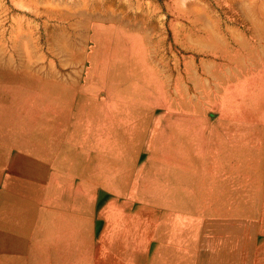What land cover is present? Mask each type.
Wrapping results in <instances>:
<instances>
[{
  "label": "rangeland",
  "instance_id": "obj_1",
  "mask_svg": "<svg viewBox=\"0 0 264 264\" xmlns=\"http://www.w3.org/2000/svg\"><path fill=\"white\" fill-rule=\"evenodd\" d=\"M248 43H264V0H0V70L6 72L8 85L22 83L21 72L48 73L59 69L60 62L70 61H63L66 55L93 53L97 60L88 63L136 76L137 101L179 100L188 104L189 100H195L205 106L214 103L217 110L211 107L208 116L225 118L231 115L229 107L233 99L224 77L231 82L232 75L245 74L253 66L249 59L238 62L223 57L238 51H232V44ZM210 51H217L220 58L210 62L204 71L200 62L210 56L200 52ZM75 63L78 67L73 64L65 69H82L86 64L81 60ZM214 71L224 76L216 93L194 89V79L209 84L208 75ZM146 86L150 94H146ZM244 94L245 87L240 86L236 96ZM236 111L240 118L246 116L245 109ZM261 127L263 130L247 134L249 144L239 154L202 152L173 164L169 162L173 158L165 161L138 156L133 163L136 172L131 174V180L137 177L138 186L132 193L136 202L130 198L129 187L123 190L130 172L123 170L128 166L121 160L116 164V180L111 183L115 187L111 190H85L81 178H91L93 174L69 171L74 178L67 174L62 182L73 184L74 192H87L95 200L103 198L106 203L100 211L105 216L87 221L68 219L73 216H54L51 220L41 216L36 221L23 216L22 211L9 212L3 228L12 234L10 240H24L15 241L13 248L24 247L25 253L18 254V260L11 254L5 264H152L167 258L155 242L160 238L155 215L177 212L185 216L181 229L189 248L192 244L189 233L196 224L193 216L246 217L213 218L201 223L214 229H231L238 235L233 239L238 240L240 230H246L250 259L252 256L255 259L256 240H263L264 235V126L258 128ZM108 159L112 161L105 158L106 162ZM170 164L186 167L185 175L190 177L186 180L191 182H184L185 187L177 189L146 187L151 185L146 181L152 175L146 169ZM30 167L33 168L27 162L23 167L27 171L9 175L17 182L22 193L18 198L25 206L45 194L46 184L50 182L48 173L29 171ZM92 179L96 186L109 184L104 179ZM157 184H161L160 180ZM113 190L123 192L117 194ZM54 192L59 201L83 200L68 188L57 187ZM4 193L13 194L10 190H0V196ZM134 209L137 220L108 216ZM139 215H146V219ZM34 230L39 234L35 245L27 242V235ZM22 231L24 238L16 236Z\"/></svg>",
  "mask_w": 264,
  "mask_h": 264
},
{
  "label": "crops",
  "instance_id": "obj_2",
  "mask_svg": "<svg viewBox=\"0 0 264 264\" xmlns=\"http://www.w3.org/2000/svg\"><path fill=\"white\" fill-rule=\"evenodd\" d=\"M231 47L232 51H238L223 58L238 62L249 59L252 70L232 75L231 82L222 75L223 80L216 71L209 73V84L195 79L193 81L194 89L209 94L216 93L217 86L224 81L233 99L229 107L232 109L231 115L225 118L208 116L211 107L217 110L214 103L213 106H205L195 100H189L191 102L188 104L179 100L164 103L137 101L136 76L105 69L99 63H88L97 60L93 53L66 55L63 61H70L67 64L60 62L59 69L48 73L45 70L19 71L23 82L14 85H8L4 75L6 72L0 70V173L6 174L0 176V190L13 192L12 196L5 193L0 196V264H5L11 254L18 260V254L25 253L24 247L19 250L13 248L15 241L24 240H10L12 234L3 228L9 212L18 214L22 211L23 216L36 221L41 216H48L49 220L54 216H73L68 219L84 221L94 218L99 220L100 216H105L100 211L101 205L106 203L103 198L95 200L87 192H74L73 184L62 182L67 174L74 178L69 171L93 174L91 178H81L84 183L81 187L85 190H111L115 187L111 183L116 180V164L121 160L128 166H124L123 170L130 172L129 181L123 184V190L129 187L130 198L136 202L137 198L132 193L138 186L137 177L131 180V174L136 172L133 163L138 156L148 159L159 157L165 161L173 158V161H169L173 164L186 157L201 155L202 152L207 155L235 151L236 154L242 153L249 144L247 134L257 133L263 130L258 127L264 126V43L232 44ZM201 53L210 56L206 59L208 61L200 62L204 71L208 70L210 62L220 58L217 51ZM79 60L86 62L82 69H65L73 64L78 67L75 62ZM240 86L245 87V94L237 97L236 91ZM147 89L146 94H150V88ZM27 98L32 101H20ZM238 108L245 109V117L240 118L236 111ZM105 158H112V161L108 159L106 162ZM27 162L33 167L29 171L48 173L50 182L46 184L45 194L35 198V202L26 204V207L18 198L22 193L17 182L9 175L27 171L23 168ZM172 164L152 165L146 169L152 174L146 181L151 185L146 187L177 189L185 187L184 182H191L187 181L190 177L185 175L186 167ZM189 171L192 172L191 169ZM93 177L104 179L110 186H96L92 182ZM159 180L161 184H157ZM57 187L77 193L82 196V202L59 201L54 196ZM113 191L117 194L123 192ZM160 215H155L156 225H160V238L155 239V242L167 254V258L153 261L152 264H264V235L263 240H256V258L252 259V256L250 259L246 230H240L238 240L233 239V236L238 235H234L231 229H214L207 223H201L202 220L213 218L246 219L244 216H193L196 224L192 233H189L192 236L189 248L185 244V232L181 229L185 223L184 214ZM108 216H120L119 219L128 216L129 220H137L138 215L134 209L133 212ZM139 216L146 219V215ZM35 231L27 235V242L33 245L39 242V234ZM155 232L154 229V236ZM17 233L16 236L25 237V231L20 235ZM186 254L189 256L186 257Z\"/></svg>",
  "mask_w": 264,
  "mask_h": 264
},
{
  "label": "bare ground",
  "instance_id": "obj_3",
  "mask_svg": "<svg viewBox=\"0 0 264 264\" xmlns=\"http://www.w3.org/2000/svg\"><path fill=\"white\" fill-rule=\"evenodd\" d=\"M79 198H80V195H79Z\"/></svg>",
  "mask_w": 264,
  "mask_h": 264
}]
</instances>
